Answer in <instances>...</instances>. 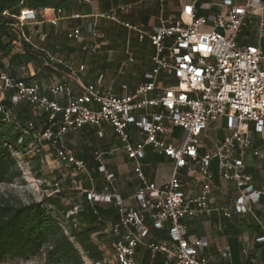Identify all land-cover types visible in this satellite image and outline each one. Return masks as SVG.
Listing matches in <instances>:
<instances>
[{"label":"built area","instance_id":"obj_1","mask_svg":"<svg viewBox=\"0 0 264 264\" xmlns=\"http://www.w3.org/2000/svg\"><path fill=\"white\" fill-rule=\"evenodd\" d=\"M197 1L185 2L178 16L164 14L161 9L157 25L149 32L123 23L126 28L138 31L140 39L146 36L154 49L148 80L123 96L103 92L100 78L94 84L82 86L79 95H73L66 82L55 83L48 91L53 97L66 98V104L60 105L41 94L37 83L0 73V92L13 91L10 106L0 104L2 118L10 120L12 107L19 102H26L45 114L48 126L40 131L38 140L62 165L77 171L85 168L83 160L76 158L64 142L68 132L85 125L95 127L99 137L109 127L121 142L122 151L134 162L138 184L132 198L138 204L137 209L125 207L113 186L111 173L105 175L108 184L103 193L86 192L88 200L113 202L117 208L118 219L109 227L114 264H135L139 247L147 251V264H156L158 256L161 264H209L203 255L206 240L190 238L185 220L206 217L214 210L211 206L214 175L210 171L213 160L216 177L233 182L239 192L235 201L220 209L225 218L243 214L255 218L251 205L264 197V189L254 188L245 164L246 157L259 155L254 134L264 129V52L259 45L241 46L237 42L250 11L263 9V3L261 0H237L239 3L221 0L213 2L221 11L200 17L195 13ZM128 8V5L121 6L99 15L117 21V10ZM54 11L58 15L63 13L61 9ZM37 17L38 13L31 9H23L16 17L14 27L27 43L29 37L22 27ZM57 20L54 17L49 22L55 25ZM88 31L94 38H102L93 26L89 25ZM258 32L260 37L264 35V19L259 21ZM79 35L76 28L68 33V38ZM46 59L50 65L65 69L68 77L83 70L82 65L75 67L57 54L46 52ZM151 93L154 95L150 96ZM151 107L160 109L152 111ZM220 119L225 121L227 133L213 152L200 154L203 132ZM27 125L32 127V122L28 121ZM129 125L138 129L141 140L131 139ZM173 128L180 132L176 143L169 141ZM146 147L173 160L171 175L160 186L149 182L143 173L140 161ZM99 169L105 171L103 165ZM183 177L201 182L197 195H187ZM76 210L77 207L67 216ZM151 229L165 231L167 241L153 240ZM256 240L264 242V235ZM219 253L223 258L230 257L228 247L219 249Z\"/></svg>","mask_w":264,"mask_h":264},{"label":"crops","instance_id":"obj_2","mask_svg":"<svg viewBox=\"0 0 264 264\" xmlns=\"http://www.w3.org/2000/svg\"><path fill=\"white\" fill-rule=\"evenodd\" d=\"M190 1L82 0L79 8L64 10L62 15L56 14L53 9H45L39 12L36 21L26 24H33L32 29L26 32L23 30L29 37L27 46L31 47V50L34 49V53L13 56L18 53L8 52L5 54L0 47V73H5L15 79H23L27 83H37L41 88V94L49 99H55L60 105L66 104V98L64 96L53 97L48 91L49 87L55 83L66 82L72 94L79 95L82 86L94 84L100 78L103 92L123 96L148 80L147 75L153 66L151 58L154 53L153 46L146 36L140 39L138 31L126 28L123 23H129L149 32L157 25L161 9L164 10V14L178 16L182 5ZM217 1L221 0H198L195 3L196 15L207 17L209 14L218 13L221 9L213 4ZM261 1L264 6V0ZM234 2L239 3L237 0ZM126 5L129 6L128 9L117 10V21L105 19L99 15ZM54 17L58 18L55 25L49 22V19ZM261 19H264V8H253L238 35L239 45H259L264 52V35L260 37L258 32V24ZM89 25L102 35L101 39L92 36L88 31ZM101 26H105V29ZM76 28L80 31L79 37L68 38V33ZM15 31L16 39H20L18 29L15 28ZM71 41L77 44H70ZM93 48L95 50H92ZM46 52L63 56L75 67L82 65L83 70L77 71L72 77H68L67 71L57 65H52V67L61 69V72L52 71L44 67L47 64L44 62ZM79 52L81 56L74 57V54ZM20 54H25V51ZM12 94L11 90L0 92V104L4 107L10 106ZM153 95V93L150 94V96ZM15 106V112L21 120L26 119L25 122L29 121L27 117H30L31 113L38 116L37 121H40L41 118L46 119L45 114L35 111L26 102H19ZM25 109L26 111H24ZM159 109V107H151L150 110L158 111ZM21 110L23 111L21 112ZM12 118L15 119L17 125H21L20 121L16 120L17 117L12 116ZM31 120L36 121L33 118ZM96 130L93 126L85 125L76 131L68 132L64 137L66 146L72 150L76 158L85 163V168L79 171L83 174L84 181L79 180V186L75 188L80 189L79 193L83 196L87 191L103 193L104 187L108 184L105 175L111 173L113 174V186L124 200L125 207L137 209L138 204L132 198L138 184L134 172V162L122 151L121 142L109 127L105 128L103 137H99ZM218 131H223V134L213 139L212 148L205 146L202 139L207 138L209 132L217 134ZM128 132L132 140H141L138 129L134 125L128 126ZM179 133V129L173 128L169 141L176 143ZM226 133L223 119L209 125L201 136L200 154L213 152ZM254 145L259 149V155L246 157L245 164L251 173L254 188L264 189V129L262 133L254 134ZM202 149L205 151L202 152ZM96 155H99L98 159ZM140 162L143 173L149 182L160 186L169 179L173 167L172 159L146 147L144 157ZM152 162L166 163L168 165L166 175L157 178V168L152 169ZM100 165L104 166V172L100 171ZM210 171L214 175L215 187L211 193V206L214 210L206 217L192 219L188 224V236L190 238L202 237L206 240L207 245L203 255L208 259L209 264H223V262L226 264H264V242L256 240L264 235V197L262 196L258 203L251 205L255 218L250 214L225 218L220 209L235 201L239 192L233 182L219 180L216 177L215 160L211 163ZM183 182L184 190L188 196L198 194L201 186L200 181L191 177H183ZM151 237L159 242L168 239L165 231L156 229H151ZM224 247H228L230 250L229 258H223L219 253V249ZM146 254V249L139 247L135 264H144Z\"/></svg>","mask_w":264,"mask_h":264},{"label":"trees","instance_id":"obj_3","mask_svg":"<svg viewBox=\"0 0 264 264\" xmlns=\"http://www.w3.org/2000/svg\"><path fill=\"white\" fill-rule=\"evenodd\" d=\"M81 3L82 0H0L2 51L10 52L15 40L16 17L23 9L34 10L39 15L45 9L79 8ZM40 120L42 127L31 119L32 127H29L28 121L17 125L15 119L4 120L0 114V183H12L21 175L14 152L24 156L34 146L43 156L44 143L38 140V134L48 124L46 119ZM75 207L77 210L67 216ZM117 219L113 202L90 201L86 194L78 204L68 205L57 190L43 195L40 200L30 198L27 202L0 196V263L7 259L28 260L44 255L43 264H86L84 258L92 264H106L107 256L101 244L107 245L112 255L113 236L108 227ZM102 234H107L106 242L102 241ZM147 259L146 254L144 264ZM155 263L161 264L162 259L158 256Z\"/></svg>","mask_w":264,"mask_h":264},{"label":"rangeland","instance_id":"obj_4","mask_svg":"<svg viewBox=\"0 0 264 264\" xmlns=\"http://www.w3.org/2000/svg\"><path fill=\"white\" fill-rule=\"evenodd\" d=\"M13 21H15V19ZM33 26V24L25 25L22 27V30L26 32L27 30L32 29ZM101 27L105 29V26ZM14 35L16 39L17 33L14 32ZM3 41L6 42V39L4 38ZM70 44L75 45L77 43L71 41ZM22 51H25V54H20L22 53ZM33 51L34 49L31 50V47L27 46V42L23 41L21 38L16 39V41L11 44L10 53L13 52L18 53V55H28ZM87 55L96 56L95 54ZM80 56V52L74 54V57ZM44 62L47 63L44 67L58 73L61 72V69L59 68L54 69L45 58ZM21 70L25 71L24 69ZM15 107L16 106L12 107V116L17 117L16 120L18 119L20 121V124L22 125L26 121V119L21 120L19 118V115H17V113L15 112ZM22 111L23 110H21V112ZM24 111H26V109ZM32 118L36 119V121L34 122L36 125L42 127L43 121H37L38 116H35L33 115V113H31L29 119ZM222 134L223 131H218L217 134L209 132V136L202 139V142L205 146L212 148L213 139H215L216 137H220ZM42 150L43 156L40 155L41 153L38 152L34 146H31L24 156L19 152H14V155L17 159L18 169L20 170L21 175L14 179L12 183H0V196H4L5 198H8L12 201L18 199L22 202H27L30 198L34 200H40L43 195H48L54 192V190H57L59 191V195L65 205L71 203L78 204L82 200L83 195L79 193L80 189H77L75 187L79 186V180L84 181L83 174L76 169H73L72 167L64 166L59 163L53 156L49 155L51 152L48 150L47 146L43 145ZM204 151L205 149H202V152ZM40 158L41 160H39ZM152 164V169H154L155 167L157 168V178L166 175V173L168 172V165L166 163L158 164L157 162H152ZM55 182L58 183V186H54ZM185 221L187 224H189L192 219H186ZM102 236L104 237V240L102 239V241L106 242L105 239H108L107 234H102ZM101 247L104 249V252L107 256L106 264H114L113 257L111 254H109L110 252L109 248H107V245L104 246L103 244H101ZM43 257L44 255H40L28 260L7 259L5 262H1L0 264H43ZM84 259L86 264H92L87 261L86 258ZM223 264L226 263L223 262Z\"/></svg>","mask_w":264,"mask_h":264}]
</instances>
